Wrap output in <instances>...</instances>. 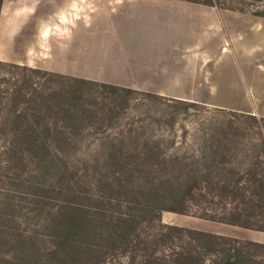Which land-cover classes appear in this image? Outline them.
Here are the masks:
<instances>
[{
	"label": "trees",
	"instance_id": "trees-1",
	"mask_svg": "<svg viewBox=\"0 0 264 264\" xmlns=\"http://www.w3.org/2000/svg\"><path fill=\"white\" fill-rule=\"evenodd\" d=\"M189 1L241 12L249 10L254 16L264 17V0H241L237 4L228 0ZM39 109L33 107L35 112L30 117L25 115L26 110L16 113L12 109L15 123H4L1 128L4 136L7 129L15 136L6 138L7 143L1 146L14 175L3 180L0 177V251L20 249L17 254L22 255L3 264L36 262L40 252L32 256L30 252L48 242L55 249L48 262L54 264H97L107 248L131 252L132 256L139 250L143 255L140 264H264L259 255L264 254V243L161 220L164 210L191 212L264 231L263 116L222 111L227 117L219 123V133H210L217 144H211L208 165L197 167L196 160H203V153L189 159L160 156L150 147L144 153H128L123 151L127 148L120 147L122 153H109L82 179L81 174L72 172L75 168H70L61 151V145L69 148L74 142L69 136H61L63 128L50 127L51 122L36 119ZM66 112L72 114L68 109ZM53 131L59 136L49 137ZM39 133L46 137H39ZM110 147L112 151L116 145L111 142ZM44 172L53 173L58 181L62 179L60 184L39 181L38 173L44 176ZM158 172L167 177L157 178ZM6 183L22 189L5 187Z\"/></svg>",
	"mask_w": 264,
	"mask_h": 264
},
{
	"label": "rangeland",
	"instance_id": "rangeland-1",
	"mask_svg": "<svg viewBox=\"0 0 264 264\" xmlns=\"http://www.w3.org/2000/svg\"><path fill=\"white\" fill-rule=\"evenodd\" d=\"M121 1L124 0H3L1 2L0 177L2 180L3 177L7 179L14 175L13 170L8 169L7 155L2 153L1 146L7 143L6 138L13 139L15 133L10 130L7 132V129L5 130L6 136H4L1 128L5 126L4 123H15V115L12 113L14 110L12 109H15L16 113L26 110L25 115L28 114L30 117V113L35 112L33 107H40L39 111L36 110L39 112L36 113V119L46 124L51 122L50 127L63 128L65 132L61 136H69L72 139L73 145L69 148H64L61 145L63 147L61 151H63L62 155L69 163L70 168H75L72 172L76 171L79 176L81 174L82 179L87 176V172L92 173L94 164L102 162L109 153H122L120 147L127 148L123 151L128 153H144L145 149L150 147L151 151L153 149L160 156L167 154L189 159L193 155L203 153L205 154L203 160H196L199 163L196 166L199 168L200 164L208 165L207 162L211 160L209 154L213 150L211 144H217V142L214 143L215 139L210 138V133H219V123L227 117L222 111L241 110L208 106L197 102L192 105L190 104L192 101H183V99L180 102L174 101L178 98L165 95L150 96L140 90L114 89L113 85L124 86L91 78L78 77L84 81H73L70 77L74 76L41 68L40 65H44L46 62L28 60L31 56L47 58L48 54L54 53L56 50H64L67 48V42L71 35L77 32L76 28L87 31L97 27L100 15H107L108 11H112L114 19H122L125 12L130 11L126 15L130 24L125 31L136 34L137 38L141 36L159 37V35L164 36L170 33L163 28L162 21L154 18L149 9L152 4L138 0V5H135L134 8H127L128 3H121ZM228 1L230 4H237L241 0ZM139 6H145L146 10H141ZM249 7L251 8V6ZM160 8L168 10L166 5ZM218 9L224 10L225 16L221 30L223 36L227 37L228 35V37L224 46L232 49L234 45V47L246 51L245 63L247 66L244 70L246 71V68L249 67L250 70H247L246 73L255 75L254 80L258 86L259 114L256 115L264 117V17L254 16L249 10L241 12L225 8ZM153 22H157L159 26L155 28ZM254 23H259L258 29L255 30L257 37L255 39L251 36L253 32L249 29ZM191 27L194 28V25ZM209 28V26L206 27V33L209 32ZM193 30L195 32V28ZM238 33L250 36L244 41L236 42ZM41 37L47 39L45 45L37 44V40ZM176 39L178 43L182 42L181 39ZM212 40L204 43L201 47L213 52L218 45L215 38ZM233 40L235 41L233 42ZM115 53L114 55L120 56V58L127 55L120 54V52ZM209 54H212L213 60L218 58L214 52ZM91 65L92 63H90V70L93 69ZM236 70L238 74H242L239 67ZM46 72L54 73V75ZM201 96L205 98V95ZM215 96L220 97L219 94ZM47 107L52 111L50 112ZM67 109L72 114L67 113ZM82 109L87 111L83 112ZM56 118L60 120H56ZM48 136L54 138L59 135L53 131ZM39 137L43 138L46 135L39 133ZM111 142L116 145L112 151ZM195 163L193 164L195 165ZM33 165L31 164V167ZM45 174L41 176L38 173L37 179L52 185L60 184L59 181L62 179L58 181L56 177L52 176L53 173ZM162 175L163 172L156 173L157 178L162 179ZM166 177L164 176L163 179ZM5 187L22 189L7 183ZM161 220L164 223L185 228L236 237L244 241L252 240L264 243V231L203 218L191 212L179 213L164 210ZM24 225L23 222L22 227ZM47 244L30 252L31 256L40 252V257L31 264H54L49 263L48 259H50V252L55 249L50 247L49 242ZM160 248L162 247L160 246ZM60 250L57 249V251ZM17 251L20 249L10 253L0 251V264L14 261V257L20 255V252L18 255ZM136 252L137 254L132 256L131 252L107 248L106 253L97 264H140L143 255L139 250ZM259 255L261 259H264V254Z\"/></svg>",
	"mask_w": 264,
	"mask_h": 264
},
{
	"label": "crops",
	"instance_id": "crops-1",
	"mask_svg": "<svg viewBox=\"0 0 264 264\" xmlns=\"http://www.w3.org/2000/svg\"><path fill=\"white\" fill-rule=\"evenodd\" d=\"M137 1L124 0L121 3L127 2V8H134L138 5ZM140 1L152 4L149 7L151 13L164 23L163 28L170 32L168 35L137 38L136 34L125 31L130 24L126 16L130 11L125 12L122 19H114L112 11H108L107 15H100L97 27L87 31L76 28L77 32L71 35L64 50H56L47 58L31 56L28 60L46 62L40 65L41 68L61 74L259 114L255 75L246 73L249 67L244 70L247 66L246 51L234 45L232 49L224 46L228 37L223 36L221 30L225 21L224 10L185 0ZM160 5H166L168 10L160 8ZM139 7L146 10L145 6ZM153 24L155 28L159 26L157 22ZM193 25L195 32L191 27ZM208 26L209 32L206 33ZM258 26L259 23H254L249 27L253 39ZM249 36L238 33L236 42L244 41ZM176 38L182 42L178 43ZM212 38L218 45L213 51L218 58L214 60L209 54L213 52L201 47L213 41ZM46 40L41 37L37 44L45 45ZM115 52L127 55L120 58L114 55ZM238 67L241 75L237 73ZM218 94L220 97H214ZM201 95H205V98Z\"/></svg>",
	"mask_w": 264,
	"mask_h": 264
}]
</instances>
